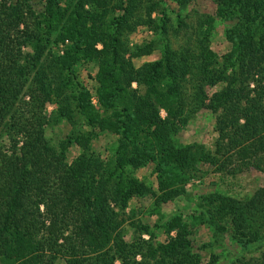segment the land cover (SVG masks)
<instances>
[{
  "label": "trees",
  "instance_id": "trees-1",
  "mask_svg": "<svg viewBox=\"0 0 264 264\" xmlns=\"http://www.w3.org/2000/svg\"><path fill=\"white\" fill-rule=\"evenodd\" d=\"M195 1L0 0V264H203L202 252L217 264L227 236L241 249L230 264H264V187L201 195L191 215L153 226L135 206L153 199V215L187 197L203 165L264 174V0H212L213 15ZM141 28L153 38L133 43ZM202 111L212 148L183 145ZM64 124L55 142L48 131ZM104 134L115 142L102 158ZM147 168L154 183L135 176ZM200 225L214 235L201 247Z\"/></svg>",
  "mask_w": 264,
  "mask_h": 264
},
{
  "label": "rangeland",
  "instance_id": "rangeland-1",
  "mask_svg": "<svg viewBox=\"0 0 264 264\" xmlns=\"http://www.w3.org/2000/svg\"><path fill=\"white\" fill-rule=\"evenodd\" d=\"M189 9L191 11L198 12L199 14H210L213 15L216 10V6L212 0H196ZM225 25L218 23L217 29L213 37V49L219 53L223 54L229 50V45L224 38ZM153 38V34L146 28H141L135 35H133V43L144 44L146 41ZM43 56V62L48 60V50L44 47L39 49ZM159 52H156L150 57H144L135 60V65L140 67L145 62H151L159 58ZM134 87L136 85L134 84ZM162 116L165 117L166 114L162 111ZM215 127V117L207 112H200L190 125L179 135L180 142L183 145H200L212 148L213 143L216 139V134L214 131ZM70 130L67 124L60 126L55 130H49L48 135L58 142L64 138ZM115 142V137L109 134L102 135L99 140L95 141L92 145L93 151L101 156L102 158L108 157V150L113 147ZM78 154H80L78 148H72L70 152L69 159L73 160ZM201 178L194 181L188 186L187 197H182L174 202H169L168 204H163L160 207L159 212L153 215H149L151 208H153V199L146 198L144 200L137 201L135 206L140 209H144L145 216L140 217L145 223L150 225H155L159 223L162 219L163 221L168 220L171 216L177 213H184L186 215H191V210L195 208L194 203H196L197 198L201 195L210 194L214 192H222L232 195L236 198H245L252 195L259 188L264 187V174L256 170H251L243 175L236 178L222 177L216 174L212 168L209 166L201 167ZM140 180L147 182L148 184L154 183L155 178L152 175V170L142 169L135 173ZM193 199V200H192ZM192 200V202H191ZM142 211V212H144ZM128 239L133 237V231L127 226ZM216 237V236H215ZM148 239L147 236L144 237ZM218 241L216 242L214 251L217 255H220V261L217 264H230L238 254H240V247L230 239V237H216ZM213 231L209 229L208 226H198L195 233V242L201 247L204 244H210L214 240ZM204 262L203 264H209L211 260L210 252H202Z\"/></svg>",
  "mask_w": 264,
  "mask_h": 264
}]
</instances>
